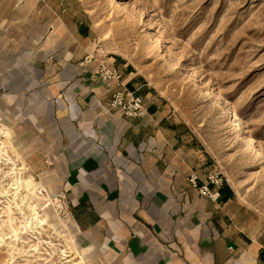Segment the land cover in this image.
<instances>
[{"label": "crops", "instance_id": "1", "mask_svg": "<svg viewBox=\"0 0 264 264\" xmlns=\"http://www.w3.org/2000/svg\"><path fill=\"white\" fill-rule=\"evenodd\" d=\"M103 42L81 0H0L1 139L39 204L66 193L79 264H264L262 216L226 177L218 198L199 192L217 167L202 134ZM103 58L120 81L100 79ZM117 89L141 96L145 116L110 109Z\"/></svg>", "mask_w": 264, "mask_h": 264}, {"label": "rangeland", "instance_id": "2", "mask_svg": "<svg viewBox=\"0 0 264 264\" xmlns=\"http://www.w3.org/2000/svg\"><path fill=\"white\" fill-rule=\"evenodd\" d=\"M81 2L96 22L103 51L122 54L162 90L202 134L238 196L264 219V0ZM147 22L150 28H145ZM230 114L242 121L254 147L244 142V132L235 129ZM2 135L0 142L21 162ZM8 168L0 161V179ZM22 171L30 176L27 167ZM50 202L38 203V215L47 210L48 221L60 224L29 229L14 203L0 195V264H69L60 248L78 261L61 226L65 221ZM26 214L30 219L31 212Z\"/></svg>", "mask_w": 264, "mask_h": 264}, {"label": "bare ground", "instance_id": "3", "mask_svg": "<svg viewBox=\"0 0 264 264\" xmlns=\"http://www.w3.org/2000/svg\"><path fill=\"white\" fill-rule=\"evenodd\" d=\"M111 1L118 3V0H111ZM150 27L151 25L148 22L145 23V28H150ZM202 84L203 87L207 90V93H209L211 97L218 102L220 107H223L224 104L221 98L215 92L208 91V87L206 83H202ZM228 112L230 113L229 109ZM233 119H235V116ZM235 129L243 131L244 142L254 147L255 143L253 137L244 130V125L241 120L235 119ZM257 155L259 156L262 155V151L260 149L257 150ZM0 161L4 162V164H7L9 166L8 170L6 169L7 171L4 174V178L0 179V182L9 179L4 184L0 183L1 185L0 195L2 197H5L7 201L10 202L11 204L14 203L13 208H16L19 211V213L22 215L25 226L29 227V229L32 227L35 228L44 227L46 225L55 228L54 224L48 221L49 218L46 212L44 216L38 215L37 205L41 201V197L37 193L38 188L34 184V180L31 178V176L28 177L23 176L22 170L26 168L25 162L21 160V162L17 163L16 160L13 159L12 156L8 153V149L6 148L4 142H0ZM45 200L50 201L51 198H47ZM26 211L31 212L30 219L26 214ZM62 226L64 228H67L69 226L68 221L62 222ZM69 249L71 250L70 247ZM59 251L62 257L65 259V261L69 262V264H78L76 261L70 258V255L68 254V251L66 249L60 248Z\"/></svg>", "mask_w": 264, "mask_h": 264}, {"label": "built area", "instance_id": "4", "mask_svg": "<svg viewBox=\"0 0 264 264\" xmlns=\"http://www.w3.org/2000/svg\"><path fill=\"white\" fill-rule=\"evenodd\" d=\"M25 1L27 0H16V3L21 4ZM98 76L102 80L112 79L116 80L117 82L121 80L120 70L112 62L104 58L98 62ZM109 106L110 109L117 110L120 115L127 118H140L145 116L147 113L143 98L127 90H114L111 94ZM195 179V176H191L190 178L194 185ZM224 179L225 177L222 171L217 166L207 175V181L203 185L199 186L198 190L202 195L210 199H216L219 196V187L224 182ZM210 184H213L216 189H210ZM39 193H42V191H39ZM50 204L53 206L57 216L60 219L68 221L70 218H72L70 204L64 191L57 192L53 198H51Z\"/></svg>", "mask_w": 264, "mask_h": 264}]
</instances>
